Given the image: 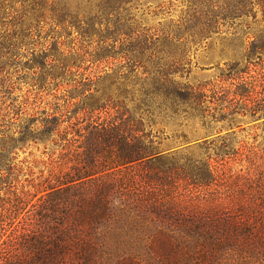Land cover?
<instances>
[{
    "label": "rangeland",
    "instance_id": "374dc122",
    "mask_svg": "<svg viewBox=\"0 0 264 264\" xmlns=\"http://www.w3.org/2000/svg\"><path fill=\"white\" fill-rule=\"evenodd\" d=\"M197 2L204 4V0H131L125 8L133 19L129 26L161 34L174 30L175 26H204L209 16ZM261 4L254 2L248 16L221 21L222 25L205 40L175 44L168 49L176 59L183 60L176 80L201 89L207 96L204 106L209 112L204 122L210 127L205 136L199 119L169 120L156 117V113L143 117L145 131L159 142L158 149L167 156L161 162L175 168L172 176L178 180L182 205L170 208L174 212L186 215L188 201L201 199L205 192L216 194L226 204L260 202L255 198L242 199L232 192L241 190L247 175L252 179L264 174V107L253 116L242 115L241 102L230 100L233 92L249 95L246 91L250 84L244 82H252L256 96L264 86V3L263 7ZM4 34L0 30V43L5 41ZM40 37L35 39L34 44L38 45L27 42L19 50H13L15 47L6 42L14 52L5 55L0 64L3 72L0 130L5 133L7 148L6 160L0 167V264H27L33 258L31 244L39 237L43 240L46 234L37 228L41 223L35 222L41 203L38 200L41 194L32 197L35 188L40 187L41 191L47 185L54 186L56 176L61 180L69 171V161L75 160L74 146L78 145L72 142L75 144L65 149L63 141L54 135L37 136L34 140L26 137L16 142L18 131L27 126L28 132L39 131L46 115L56 113L62 122L60 130L67 128L64 138L76 139L72 138L71 124L83 117L77 128L83 127L94 119L81 112L73 114L71 109L67 113L63 101L58 100L61 90L34 86L39 80L31 53L51 41L45 35ZM71 39L72 36L67 38L60 50L73 46ZM4 51L0 46V53ZM112 62V69H119L122 63L118 59ZM229 68L239 72L228 75ZM55 94L58 99L53 98ZM125 104L130 113L136 112L132 109L134 104L128 101ZM109 115L100 113V120L108 119ZM219 127L223 129L215 134L213 130ZM121 170H103L94 175L96 182L73 185L69 195L76 200L79 196H90L92 184L100 186L131 178L126 173L132 172ZM139 175H134L138 184ZM130 186L126 181L110 184L104 215L91 221L90 226L79 227L63 264H263L257 256L244 258L235 243L222 242L226 231L221 221H208L203 216L196 220L189 216L179 217L180 220L155 216L149 205L135 200ZM69 211L75 209L69 207ZM71 221L67 219L66 226Z\"/></svg>",
    "mask_w": 264,
    "mask_h": 264
},
{
    "label": "trees",
    "instance_id": "16d2710c",
    "mask_svg": "<svg viewBox=\"0 0 264 264\" xmlns=\"http://www.w3.org/2000/svg\"><path fill=\"white\" fill-rule=\"evenodd\" d=\"M254 2L262 3L263 7L264 0H204L202 5L197 2L209 16L204 26H175L170 32L155 34L148 32L149 29L129 26L133 19L127 15L129 9L125 5L131 0H0V30L5 32V41L0 43L5 50L0 53V64L5 55L27 46V42L34 44L36 38L45 35L50 43L31 53L39 80L34 86L51 88L55 92L61 90V98L58 99L57 94L53 98L63 101L67 113L71 109L73 114L81 112L85 117H94L83 127L77 128L83 117L71 124L72 138L76 139L64 138L67 128L60 130L62 122L56 113L46 115L39 131L28 132V126L18 131L16 142L26 137L34 140L37 136L54 135L68 150L78 142L74 146L75 160L69 161L71 166L62 179L56 176L54 186L47 185L41 191L40 187L35 188L32 197L41 194L36 211L39 218L35 222L41 223L37 228L46 234L43 240L39 237L31 244L33 258L27 264H63L79 227L90 226L91 221L104 215L110 184H124V181L131 185L135 200L149 205L155 216L175 220L187 216L196 220L203 216L208 221H221L226 231V239L222 242L235 243L244 258L257 256L264 264V174L252 179L247 175L241 190L232 192L242 199H258L259 203L226 204L216 194L205 192L201 199L188 201L186 215L174 212L170 208L182 205L178 180L172 176L175 168L161 162L167 156L161 154L159 142L145 131L143 123V117L155 113L156 117L169 120L199 119L203 134L207 136L210 129L204 122L209 112L204 106L207 96L201 89L176 80L183 60L176 59L168 49L175 44L205 40L222 25L221 21L251 14ZM70 36L73 46L60 50ZM6 42L15 48L10 50ZM116 59L122 63L119 69H112V61ZM227 71L233 76L239 72L235 68ZM2 75L0 66V90ZM244 84H250L246 91L249 95L233 92L230 101L241 102L240 113L253 116L264 107V86L256 96L252 82ZM126 101L134 104V114L126 110ZM100 113L110 115L100 120ZM221 129L223 127L213 131L220 134ZM5 137L0 130V167L6 160ZM143 168L146 170L142 171ZM121 169L132 172L131 175L126 173L131 178L100 186L92 184L91 195L79 196L76 200L69 195L73 185L96 182L94 175L103 170L121 172ZM134 175H139V184ZM252 191L254 194L248 193ZM69 207L75 211L70 212ZM160 207H164L161 212L157 211ZM67 219L72 220L68 226Z\"/></svg>",
    "mask_w": 264,
    "mask_h": 264
}]
</instances>
